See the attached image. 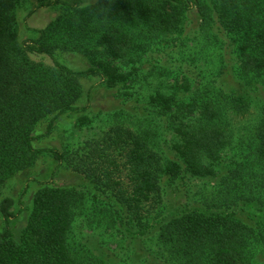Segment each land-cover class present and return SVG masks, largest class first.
<instances>
[{"label": "trees", "instance_id": "trees-1", "mask_svg": "<svg viewBox=\"0 0 264 264\" xmlns=\"http://www.w3.org/2000/svg\"><path fill=\"white\" fill-rule=\"evenodd\" d=\"M20 1L0 0V264H249L238 213L264 219V0H213L212 9L198 0H36L34 11L63 12L19 42ZM210 47L225 53L204 54ZM59 52L84 53L92 66L75 71ZM82 77L99 78L118 108L71 152L87 183H42L16 239L17 201L2 189L41 154L64 164L60 150L35 141L77 110ZM79 219L123 244L114 241L107 260L94 254L101 245L79 248Z\"/></svg>", "mask_w": 264, "mask_h": 264}, {"label": "rangeland", "instance_id": "rangeland-1", "mask_svg": "<svg viewBox=\"0 0 264 264\" xmlns=\"http://www.w3.org/2000/svg\"><path fill=\"white\" fill-rule=\"evenodd\" d=\"M63 1L74 4L76 0ZM98 1L82 0V7L93 6ZM198 1L206 9L213 8V0ZM37 6L38 2L36 0H21L15 8L13 14L15 31L19 42L37 39L39 37L37 31L48 26L63 12L60 6H50L34 11ZM191 47L192 53L199 52V48ZM212 47L203 53L216 58L225 53V51ZM56 57L61 63L75 71H83L92 66L90 58L84 53L59 52ZM31 58L36 62H43L47 65L52 64V60L46 56L31 55ZM81 83L83 86V97L77 104V110L60 117L55 122V128L49 136L35 141L36 148L60 150L65 154L64 164L58 167V162L50 153L41 154L32 167L17 174L2 189L4 197L9 196L17 201L14 211L18 214V217L11 222L16 239L20 238L22 231L27 225L34 195L42 183H48L52 178H54L58 187L63 188H77L87 183L82 175L73 170L74 162L69 161L71 152L83 145V142L88 137L98 136L101 134L102 129H107L106 126L114 110L118 108L119 101L115 99V94L112 90L100 84V79L97 77H82ZM145 89L148 88L145 87ZM88 119L92 121L90 122ZM47 123V120L41 121L36 127L35 135H42L47 128ZM27 184L29 185L28 192L21 198ZM19 199H21L20 204L22 206L18 204ZM84 212L82 211L81 213ZM238 215L240 220L249 226L250 230L244 246V253L248 263L264 264V219L260 215L251 216L248 212H239ZM80 224L81 219L74 223V242L79 248L81 242L88 245L91 249H96L98 245H101V252L97 249L94 254H102L101 258L104 260H107L108 255L112 257L111 254L115 249L114 241L123 244L118 235H116L114 241L108 235H106V238H102L98 235L101 232L98 228L93 232V229L81 228ZM5 228L6 223L0 215V230ZM119 249L118 262H122L128 257V251L124 248Z\"/></svg>", "mask_w": 264, "mask_h": 264}]
</instances>
